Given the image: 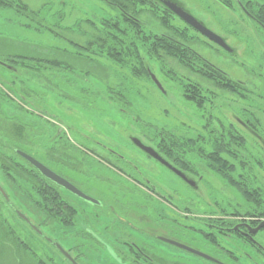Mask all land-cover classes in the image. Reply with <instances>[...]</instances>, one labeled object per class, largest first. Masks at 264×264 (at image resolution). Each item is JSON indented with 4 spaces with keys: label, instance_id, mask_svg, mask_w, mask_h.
<instances>
[{
    "label": "rangeland",
    "instance_id": "rangeland-1",
    "mask_svg": "<svg viewBox=\"0 0 264 264\" xmlns=\"http://www.w3.org/2000/svg\"><path fill=\"white\" fill-rule=\"evenodd\" d=\"M19 1L22 4L16 2L13 8H0V60L9 58L6 63L15 65L18 70L0 64V112L3 113H0V133L7 134L23 150L77 181L107 204L112 202L120 206L123 214L143 230V235L127 231L130 240L156 248L163 264H212L155 235L165 234L182 242H187L189 235V238L194 237L188 242L192 247L209 252L211 247L198 233L206 229L203 223L209 218L228 220V212L235 206L226 207L225 203H239L238 209L243 212L253 210V206L256 208L255 202L246 201L240 191L241 185L237 191L236 186L230 182L225 184L217 173L203 178L198 191L192 190L165 167L144 156L130 137H140L147 144L150 140L145 136L151 139L170 137L178 150L196 157L197 147L206 146L205 139L218 136L227 150L239 153L237 166L232 170L233 178L244 182L242 177L248 174L245 182L251 184L253 177L249 172H253L264 182V149L234 119V114L242 115L244 110L255 113L256 129L264 137V52L255 54L252 50L259 45L260 38L249 21L234 8L233 0H181L194 16L240 49L238 56L227 55L190 30L191 47L223 70L250 83L252 89L234 87L236 89L231 90L217 82L208 84L204 75L184 69L178 59L164 56L163 65L151 62L164 93L152 79L136 77L101 48L102 55L91 53L89 57V52L81 48L87 46L99 30V35L109 45L115 43L114 37L121 41L128 35L134 36L124 22L116 23L121 18V6L122 9L138 8L137 13L132 14L147 34L166 33L171 28L185 26L181 20L168 17L159 5L140 0H131V4L127 0ZM23 6L26 9L19 8ZM261 39L264 41V36ZM118 47H122L119 42ZM16 55L23 57L22 63L10 62V57ZM54 63H61V66L55 67ZM253 66L260 70L252 73ZM171 69L178 76L171 77ZM183 79L202 87L204 96H199L200 105L185 99ZM253 89L258 90L254 95ZM61 128L60 141L52 142ZM0 139L5 141L3 137ZM218 146L211 144L209 150ZM110 157L113 160H109ZM11 179L0 169V182L11 203L48 238L68 250L73 248V257L80 254L81 264H131L124 262L130 252L117 255L114 251L116 247L124 251L127 248L120 245L110 213L93 208L83 199H75L76 226L50 225L34 202L40 198L37 190L20 178L18 182ZM167 197L170 202H163ZM175 204L178 208L173 207ZM9 206L0 195V264H36L34 254L46 255L45 261L51 264H71ZM189 215L195 219L191 220ZM6 222L29 249L6 236ZM190 222L192 227H189ZM174 223L178 230L166 232L165 228L175 226ZM218 238L224 250L235 252L237 241ZM258 240L264 244V231L258 235ZM242 244L245 248L237 250V255L241 264H250L243 254L249 249ZM227 259L224 260L233 264Z\"/></svg>",
    "mask_w": 264,
    "mask_h": 264
},
{
    "label": "flooded vegetation",
    "instance_id": "flooded-vegetation-1",
    "mask_svg": "<svg viewBox=\"0 0 264 264\" xmlns=\"http://www.w3.org/2000/svg\"><path fill=\"white\" fill-rule=\"evenodd\" d=\"M156 1L160 7L167 8L163 3L164 0H159V1L156 0ZM174 1L181 2L185 6V8L188 9L186 4L184 2H182L181 0H174ZM233 1H234L233 2L234 8L238 12H240L243 16H245V18L249 21V25L253 28L255 35H257L260 38L259 45L252 50L254 51L255 54H257V52H259V51L264 52V41L261 39V37L264 36V0H233ZM171 14H173V13L171 12ZM174 16L177 17L176 15H174ZM177 18L180 19L179 17H177ZM180 20L182 22H184L182 19H180ZM223 38L225 40V43L229 46V48L231 50L225 49L222 46H219L212 41L211 42L213 44H215V46H217L219 48V50L223 51L225 54L231 55V56H238L240 47H238V46L233 47L228 42L227 38H225V37H223ZM202 58L207 64L210 65V67L213 70L218 72L219 75H222L223 77L228 78V79H226V78L223 79L224 83H228L229 85H231L233 87H237V88L239 87V90H250L251 91L252 87H251L250 83H248L244 80H241L236 75H232L229 72L223 70L221 67H219L218 65L213 63L208 58L207 59L205 57H202ZM257 70H260V67H254L253 66L251 68L252 73H255ZM251 72L249 71V75ZM250 77H251V75H250ZM206 79L208 81L207 82L208 84L215 82V81L210 80L208 78H206ZM257 91L258 90L253 89L252 95L257 93ZM126 99L127 98L124 97V100H126ZM234 119L237 121V123L239 124V126L241 128L245 129L246 132L250 133L255 139H257L261 143V146L264 149V137L256 129L258 126V120H257L256 114L254 113V115H253V114L249 113L248 111L244 110L242 115L234 114ZM204 126L206 127V129H209L208 124H205ZM62 132H63L62 128L59 129L57 136L52 138V142H54V143L59 142L60 136L62 135ZM132 137H136V136L130 137L131 142L135 145V143L132 141ZM217 137L216 138L212 137V138H214L212 140L205 139L206 141H204V143H206V146L205 147H203V146L197 147V150H196L197 156L196 157H193L192 153H190V152H184V150H178L176 143L173 142V140L170 139V137L167 138L166 136H160L159 139L158 138H152L151 139L150 137L145 136V138H148L150 140V141L147 140V142L149 141L148 142L149 144L144 142L143 139H141L140 137H136V138H139L144 145L152 147L160 158H162L163 160L168 162L173 168L176 169V171L181 172L184 177L180 176L176 171L169 169L160 159L153 157L150 154L146 153L137 145H135V147H137L144 154V156H146L148 159L156 161L157 163H159L160 165L165 167L167 170H169L171 173H173L176 177H178L183 182H185V184H187L192 190L198 191L199 190V183L201 181H203V178L209 177L210 174H212V173H217L218 177L221 178L225 184H229V182L232 183L231 185L237 187V189H236L237 191H238V185H241L242 189L240 187V191L242 192L243 196L246 198V201L247 202H249V201L255 202L256 208L253 206V210L251 209L249 211H243L242 212L241 210L238 209V207H240L239 203H234L232 205L230 203H225L226 205H224V206H226V207L235 206V207H233L234 210L232 212H228L230 215V216H228V220H226L227 218H225V219L209 218V220H207L203 223L204 225H206V229L204 231L201 230L200 232H198L199 235L202 237V239L205 241V244L209 245L211 247V249H209L207 247V249H209V252L204 251V250H200V251L212 256L216 261H212V260L206 259V258L201 257V256H199V257L204 259V261L211 262L212 264H229L228 262H226V260H228L227 258H229V260L232 261L233 264H241L239 256L237 255V250L240 251L243 248H245V246H241V244L243 243L244 245H246V248L249 249V251H244V253H243L244 257H246V259L250 261L249 263L250 264H253V263L254 264H264V244L261 243V240H258V235L264 231V228L260 229L256 233L253 232V230L261 222L264 221V216L260 215L264 211V210H261V208L264 207V182H263V179H259L258 176L253 172L252 173L249 172V175H252V177H253V182L251 184H249V182H245V179L248 176V174H245L244 177H242L243 175H241L244 182H241L240 180H239L240 182H238L237 179H234L232 176V172H234V171H232V170H234L237 166L236 157L239 156V153L238 152L235 153L234 151L227 150L225 143H221L220 139ZM233 138H235V137L233 136ZM151 140H154V141H151ZM157 140H158V143H155ZM190 140L192 141L195 139L191 138ZM202 140H204V139L202 138ZM214 143L219 144V146L217 149H213L210 151L209 148L211 147V144H214ZM180 145L182 146V144H180ZM212 148H213V146H212ZM27 153H29V152H27ZM189 153H190V155H189ZM29 154H31V153H29ZM111 159L113 160L112 157H110L109 160H111ZM93 162H95V161H93ZM43 163L46 164L48 167H50L55 172L59 173L61 176L68 179L70 182H72L74 185H76L83 192L87 193L88 195H90V196H92V197H94L100 201L99 204H92V203L87 202L83 199L85 201L84 203L92 206L93 208H98V209L103 210L106 213H110L109 215L112 216V218L110 217L112 219V222H113L112 225L113 226H114V224L116 225V227L115 226L114 227L116 229V232L119 233L118 238L120 240V245H121V247L127 248V251H124L122 248L116 247L114 249V251L117 255H120L121 253L127 254V252H130V247L127 243L131 244L132 248L135 251L141 252V250H139V247L145 246L146 245L145 242L144 243L141 242L139 244V243H136L134 240H130L129 233L131 234V231H132V233H136V234H138L140 232L143 235V233H142L143 230L141 231V229L137 225H135L134 223H132L130 221L131 217H129L127 215L125 216V214H123V210L121 208H118L120 206H115L114 203H112V202L107 204V202H104V200L100 199L95 194H92L87 189L82 187L80 185V183L78 184L77 181L71 179L70 177H68L67 175L62 173L61 171L55 170L49 164H47L45 162H43ZM195 164H201V165H195ZM215 164H217V166H215ZM110 166H111V168H113L112 164H110ZM90 167H91V165H90ZM107 167L110 168L109 166H107ZM135 169L138 170L137 166L135 167ZM115 170L118 172L120 171V169H115ZM87 175L91 176L90 174H87ZM147 183L149 184V181H147ZM59 188L63 192V194L66 196V198L69 199L70 201H72V203H75V199H77L79 201L82 199V198L72 194L71 192L67 191L66 189H64L62 187H59ZM153 188L156 189L155 185H153ZM158 193H160V192H158ZM163 202H170V201L168 200V197H167L163 200ZM172 202H173V199H172ZM249 206H251V205H249ZM173 207L178 208V206L176 204ZM189 218H191V220L195 219L190 215H189ZM176 224L177 223H174L175 226H170V228H165L166 232L168 231V229L178 230ZM189 224H190L189 227L193 226V225H191V222ZM158 226H159V224H158ZM189 230L195 231L193 228H189ZM127 231H129V233ZM206 235H207V237H205ZM155 236L157 238L164 237V238H168L171 240H176V239H174L170 236H167L165 234L164 235H158L157 234ZM218 237L227 238V239L233 240L234 242L237 241L238 244H234V248H233V250H235V252H233L231 250H224L219 245V242H218L219 238ZM122 239L123 240L127 239V241H121ZM156 240L160 241L159 239H156ZM187 240H188L187 242H182L179 240H176V241L184 243L188 246H191L189 243L194 240V237L191 236V238H189V235H188ZM91 242H92V240H91ZM160 242H162V241H160ZM163 243H165V242H163ZM155 250H156V248H155ZM155 250L153 248H150L149 254L160 255ZM251 251H253V254H251ZM69 252L71 254H73L72 251H69ZM236 255H237V257H236ZM242 256L243 255H241V257ZM258 257H260V258H258ZM224 259H226V260H224Z\"/></svg>",
    "mask_w": 264,
    "mask_h": 264
},
{
    "label": "trees",
    "instance_id": "trees-1",
    "mask_svg": "<svg viewBox=\"0 0 264 264\" xmlns=\"http://www.w3.org/2000/svg\"><path fill=\"white\" fill-rule=\"evenodd\" d=\"M127 1H129L130 3L131 0ZM140 1H146L144 3H151L155 6L159 5L156 0ZM16 2H20V4H22V2L19 0H0V8H13L17 4ZM121 7L123 8V6ZM19 8L26 9V6ZM122 8L121 18L117 19L118 21L116 23L121 24L124 22L125 26L128 27V30H130V32L134 34V36L128 35L125 39H121V41H119L117 37H114L115 43L113 45H109L107 43V40L99 35V33L101 32L99 30L97 35H95L90 40V42H88L87 46L81 47L87 52H89L87 57H89L91 53H94L95 55H102V49L103 51L107 52L110 58L115 60L119 65L124 66V68H128L131 73H133V75H135L136 77L152 79L150 72H154L151 67V62H155L157 65H163L165 64V59H163L164 56H168L178 59L179 63L184 69L198 72L204 75L206 78L217 82L220 86L224 87L225 89L235 90L233 86L223 82V79L228 78L219 75L218 72L213 70L210 65L203 60L202 56L189 44L193 41V37L190 34V30L200 34L199 32H197L196 30H194L183 22L185 24L183 28H171L170 30H168L169 33L166 32L147 34L145 31L143 32L141 23L132 14L133 12L137 13L138 8L135 9L134 6L129 9L127 8L128 10ZM163 10L165 11L168 17L170 16L172 18H177L173 14H171V12L167 8H163ZM99 42L102 43L99 44ZM118 42L121 44L122 47H118ZM22 58L23 57H21L20 55H16L14 57H10V62L22 63ZM8 60L9 58L5 59L4 61L0 60V64L3 65L2 63H4L15 68V65L6 63L8 62ZM54 64L55 67L61 66V63ZM13 70L18 72L16 68ZM171 71V77L175 78V74L178 76V74L174 72V70L171 69ZM184 80L185 79L181 81L185 99L189 101H195L200 105L202 101L199 99V96H204L202 95V87L197 84H188L186 80L185 82ZM53 93L55 95L58 94L56 92ZM17 106L19 107V105ZM19 108L23 109V107L21 106ZM7 119L13 120L16 118L7 117ZM20 126L25 128L24 124H20ZM0 137L5 138V141L0 139L2 141L0 144V169L3 171V173L10 177V179L12 178L14 181L16 180L17 182L20 178L22 181H25V183H27L28 185L30 184L32 188H35L37 190L40 195V198L36 200L34 199L35 201H33L36 203V206L40 208L41 212L46 215L47 221L50 222V225H58L62 228L65 225L76 226V214L78 211L76 205L74 206L72 201L66 198V196L56 184L47 180L42 174H40L37 169H35L30 163H28L24 158H22L18 154V150L25 151L23 150L22 146H19V144L15 140L10 138L7 134L0 133ZM215 166H217V164H215ZM15 176L19 178H15ZM17 182L15 183L17 184ZM0 195L2 196L3 200L10 205V203L5 199V197L1 193ZM11 208L13 209L12 206ZM261 210H264V207H262ZM13 211L15 212L14 209ZM15 214L18 216L16 212ZM260 215L264 216V211ZM18 218L21 219L19 216ZM21 220L24 221L23 219ZM6 223L8 224H5L6 226H4L7 229H5L7 231L6 236H10L12 241L16 242L24 249H29V246L21 240V237L15 233L11 225L8 222ZM127 244L130 247V254L126 256L124 260L125 263L130 262L131 264H163V262L161 261L162 259L159 255L149 254V249L151 246H141L139 247V250H141V252H138L132 248L131 244ZM4 245L5 244H2V247H4ZM7 245L9 246L10 244L8 243ZM72 249L73 248H71L69 251H72ZM45 256L46 255H42L41 257H39L34 254L33 257L34 260H36V264H51L50 262L45 261ZM76 256V260L79 261L80 254H76Z\"/></svg>",
    "mask_w": 264,
    "mask_h": 264
},
{
    "label": "water",
    "instance_id": "water-1",
    "mask_svg": "<svg viewBox=\"0 0 264 264\" xmlns=\"http://www.w3.org/2000/svg\"><path fill=\"white\" fill-rule=\"evenodd\" d=\"M164 5L177 17L182 19L188 26L199 32L201 35L209 39L210 41L214 42L215 44L222 46L225 49L231 50L229 46L225 43V40L222 36L215 33L213 30H211L201 19L194 16L189 9L185 8V6L181 2H176L174 0H164ZM5 66L11 67L7 64L2 63ZM152 80L155 82L157 87L164 93H166L164 87L162 86L161 82L157 79L156 75L152 72H150ZM132 141L140 147L143 151L150 154L153 157H156L160 159L169 169L176 171L175 168H173L168 162L163 160L158 156V154L155 152V150L150 147L144 145L139 138L132 137ZM18 154L24 158L28 163H30L35 169H37L40 174H42L45 178L53 182L59 187H62L66 189L67 191L71 192L72 194L84 199L87 202H90L92 204H99V200L88 195L87 193L83 192L81 189H79L76 185H74L72 182H70L65 177L61 176L59 173L52 170L50 167H48L46 164H44L41 160L37 159L35 156L22 151L18 150ZM180 176L184 177L183 174L179 171H176ZM0 193L5 197V199L10 203V205L13 207L15 212L18 214V216L23 219L38 235L45 238L49 243H51L71 264H80L76 258L73 257V255L65 248L63 247L58 241L53 240L52 238H48L45 233L37 226L35 225L31 219L26 216L24 213H22L19 209H17L9 199L8 193L1 185L0 182ZM264 228V221L261 222L254 230L253 232L256 233L260 229ZM161 240L171 244L175 245L187 252L193 253L195 255L204 257L206 259L216 261L212 256L194 248L191 246H188L184 243L178 242L176 240H171L168 238L160 237Z\"/></svg>",
    "mask_w": 264,
    "mask_h": 264
}]
</instances>
